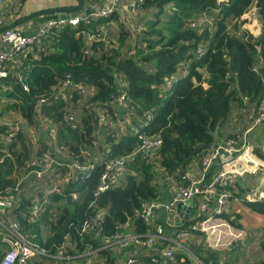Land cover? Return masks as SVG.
Returning a JSON list of instances; mask_svg holds the SVG:
<instances>
[{"label":"trees","instance_id":"obj_1","mask_svg":"<svg viewBox=\"0 0 264 264\" xmlns=\"http://www.w3.org/2000/svg\"><path fill=\"white\" fill-rule=\"evenodd\" d=\"M254 3L262 22V34L257 37L242 29L245 20H241ZM148 11L152 18L145 23L144 36L135 39L134 46L127 44L129 30L119 24L120 46L107 48V34L100 27L118 21L116 11L102 18L91 15L78 25L66 23L51 28L42 42L17 55L18 63L2 79L0 85L11 86L6 96L17 99L13 107L21 110L32 127L39 116L53 122L67 160L85 164L87 151H100L95 168L87 171L84 179H73L61 194L44 198V209L34 219L33 205L49 183L48 177L35 176L20 182L34 146L24 131L18 134V144L10 146L14 157L0 162V191L9 189L20 195L19 204L8 210V215L20 224L29 241L45 250L36 254L31 263L45 264L57 259L62 264H72L92 250L98 253L96 259H91L97 264H116L117 258L111 254L114 244L110 243L125 236L126 229L144 241L159 226L165 232L170 230L167 223L148 224L139 215L142 204L158 198L163 178L189 184L180 172L200 156L203 175L202 159L223 137V128L233 110L238 107L239 113L253 118L255 104L264 97V0H143L138 18ZM202 12H211L213 30L205 25L200 32L201 28L190 26ZM199 47L205 48L203 52H198ZM185 69L186 75L182 73ZM19 75L24 76L29 91L19 84ZM67 75L75 83L92 87L87 93H76L73 103L78 110L60 100L40 104V99ZM174 77L178 80L168 90L166 85ZM122 91L130 102V133L114 124L121 117L116 101ZM166 94L169 95L165 97ZM244 109L246 113L242 112ZM70 115L77 118V127L68 120ZM102 116L107 122L104 133L98 136L97 124ZM135 129L150 137L160 136L163 143L151 152L140 150ZM212 132H217V136ZM39 138L37 146L41 152L47 143L44 136ZM200 144L211 147L199 148ZM255 152L264 161V152L259 148ZM117 157H126L120 181L96 195L106 163ZM156 165L162 172L154 168ZM56 168L54 176L64 173L65 167ZM257 183L258 176L246 173L239 177L233 199L264 219V200L246 198ZM99 212H103L101 219L87 233L82 232V227L95 220ZM229 215L226 212L224 218L241 228V223ZM195 221L189 215L180 228L189 229ZM262 228L259 245L264 254V225ZM192 234L187 247L173 251L171 256H162L155 250L172 248L166 239H157L148 247L129 244L134 245L135 252L127 256L126 264L129 258H135V264H195V259L201 264H235L228 260L232 247L215 249L204 232L195 230ZM116 245V249H123ZM8 251L9 246L0 242V260ZM99 258L104 261L100 263ZM252 264H264V255Z\"/></svg>","mask_w":264,"mask_h":264},{"label":"built area","instance_id":"obj_2","mask_svg":"<svg viewBox=\"0 0 264 264\" xmlns=\"http://www.w3.org/2000/svg\"><path fill=\"white\" fill-rule=\"evenodd\" d=\"M5 0H0V29L6 26L4 21L3 5ZM128 10L132 14H137L140 4L143 0H128ZM123 0H106L105 4L101 8H97L93 16L96 18L108 17L113 14ZM89 17V16H88ZM87 16L76 15L66 20L53 19L43 23L40 29L34 35H27L17 27L8 29L0 34L1 42L8 45L7 51H0V79L7 78L9 72L14 69L18 63L17 55L23 52L28 46L40 43L43 41L47 33L51 28L61 27L66 23L71 25H78L81 20H88ZM255 19L257 22V33L260 36L262 34V22L259 19L258 7L251 5V7L241 16V20ZM209 26L211 28V19L203 16L198 20H193L190 23L191 27H199L200 32L203 31L202 26ZM247 23L242 25V29H246ZM259 30V31H258ZM251 34L256 36L253 32L248 30ZM257 37V36H256ZM205 48L199 47L198 52H203ZM255 70H259L258 67ZM185 74L188 73L185 69ZM19 83L22 85L25 91H29L30 87L27 84L24 76L19 75ZM171 87V86H170ZM92 87L84 83H75L70 75H67L64 79L60 80L54 85L49 94L40 99V104L46 103L48 100H60L66 102L70 107L74 106V97L76 93H87ZM9 90V87L6 88ZM127 107L130 106V102L125 91H122L118 98ZM245 100H248L245 97ZM17 101V100H16ZM14 101V103H16ZM256 115L255 123H264V97L255 104ZM254 106V107H255ZM254 111V110H253ZM246 113V109L242 110ZM0 111V162H3L5 158H13V153L10 148L12 144L15 146L18 144V134L24 131L20 128V124L26 122L23 118L21 110H15L12 112V118L1 115ZM151 116L148 115V119ZM75 115L68 116V120L72 123L73 127L76 125ZM35 127H32L29 123L30 132L27 135L28 142L34 144L30 158L26 161L25 166L22 169L24 175L20 182L24 178L35 176L37 179L47 178L49 183L44 190L41 197H37V202L33 205L31 211L32 218H36L39 212L44 209V204L50 195L61 194L69 183L73 179H84L87 171L95 168L96 160L99 158L96 153L98 151H87L85 153L86 163H81L76 160H67L64 156V147L58 143V130L53 122L46 116H39ZM106 118L102 116L97 124V129L104 128L106 126ZM25 132V131H24ZM138 134L140 140V150L151 152L158 148L163 140L160 136H147L137 129L134 130ZM44 136L47 148L43 151H39L37 145L39 137ZM246 140V134L236 132L233 136L226 138L221 143H218L208 151L202 159V169L204 174L212 170L214 161L219 157L222 151L231 157V162H236V153H243L245 157L247 149H245L244 141ZM126 157H117L108 161L105 165V171L101 177V184L98 187L96 195L100 192L107 190L111 185L117 184L120 181V175L125 169ZM65 167L64 173L59 175H53L56 167ZM77 170V174H75ZM249 173L251 176H258V183L246 196L248 200L263 201L264 200V168H261L260 164H254L250 159L243 158V166L239 168H221L215 174H213L210 183L205 184L203 177L197 178L191 182L189 186L180 185L173 190L172 199L169 204L163 205L156 200L145 202L142 204V209L139 215L149 224L153 222L156 211L162 207H165L167 211V219L165 224L171 230V235L166 234L165 229L159 226L151 237L144 241L139 235H125L120 238H116L111 245L121 248L127 247L129 244H136L138 246H152L157 239H166L172 243V248L155 249L160 251L162 256H171L175 250L187 247V242L193 239L192 231L199 230L204 232L207 236V241L211 247L215 249H230L234 243L239 242L245 237V233L242 228L233 226V224L224 218V214L229 212L230 202L233 199V188L236 187L239 177ZM203 174V175H204ZM238 190V189H237ZM236 191V189H235ZM195 198L194 209L190 214L195 218V223L189 229H182L183 225H179L181 216L177 209V204L180 202H187L191 198ZM19 193H12L9 189L0 191V242H4L9 246V251L0 260V264H34L31 263L32 258L36 254H43L45 250L40 248L37 244L32 243L21 232L20 224L14 222L8 215V210L12 209L19 204ZM214 199V201H213ZM102 213H98L95 220L87 222L82 227V232H88L94 226L98 219H101ZM173 234V236H172ZM264 239V237H263ZM109 242V240H108ZM111 242V241H110ZM64 258V256H61ZM128 264H135V258H129ZM72 264H79L78 261ZM84 264H97L91 259L86 260Z\"/></svg>","mask_w":264,"mask_h":264},{"label":"crops","instance_id":"obj_3","mask_svg":"<svg viewBox=\"0 0 264 264\" xmlns=\"http://www.w3.org/2000/svg\"><path fill=\"white\" fill-rule=\"evenodd\" d=\"M105 2H106V0H86V5H85L84 11L81 13H78V14H74V15L69 14V18L76 16V15L87 16V17L89 16L90 17L91 15H93V13H95L96 9L101 8V6L105 4ZM77 5H78V0H26L25 2H22L21 0H5L2 9L4 11V21H5V24L7 26V25H11V24H14V23L22 20L24 17H27L30 14H33V13H36V12H39L42 10L57 9V8H61V7H72V6H77ZM128 5H129V1L123 0L122 4L116 10V12L118 13L117 14L118 21H113L111 23H107V24L102 25L100 27L101 32H106L107 36H109L108 32L110 30L114 31V29H117V27L118 28L120 27L119 24H122L130 32V36L127 39V42H129V38L131 37L132 29L134 30L135 27H140V24H142L141 22H143V20H142L143 15L140 13V16L137 19L136 23L133 22V23H131L132 25H130V22H131L130 19L133 16H131L132 12H130V10H128ZM213 11H215V10H213ZM210 13L211 12H208V13L202 12V13L198 14V16H196L194 18V20H198L203 16L208 18V15L210 16ZM53 19H56V20L59 19L57 13H47V14L40 15L36 18L30 19L27 21L24 20L19 25H17V28L20 29L21 31H23L27 35H34L40 29V27L43 23H45L49 20H53ZM125 23L126 24L129 23L130 26L126 25ZM245 23H247L246 28H248V30H250L254 34L257 33V22L255 21V19H251L248 21L245 20ZM117 37L118 38L116 40H119V33H117ZM105 39H107V37ZM116 40H113V41H116ZM119 44H120V40H119ZM8 48H9L8 45L1 42V40H0V51H7ZM184 72H185V70H182V73L184 75H186ZM205 76H206V74H205ZM176 80H178V79L176 77H174L173 82L168 81V86L166 85L168 90L170 89V86H172V88L175 86ZM0 84H2V79H0ZM2 85H0V111H5L7 114V118H12V112L16 110L13 107L14 106L13 103L17 99H15L14 96L13 97L6 96L7 92H9V90H11V86H2ZM7 87H9V90H6ZM205 87H207L206 84H205ZM168 95L169 94H166L165 97H167ZM9 101H12V102H9ZM116 107H117L121 117H120V120L118 119V121H116L114 124L119 125V127H121V130L125 131L126 133L133 132L131 129L130 123L127 122V121H129V116L127 114V110L129 109V107H127L120 100L116 101ZM73 110H78V107H74ZM239 111L240 110L237 107L231 113L229 121L226 123V125L223 128L224 129L223 130L224 135L221 138V140L219 141V143H221L223 140H225L229 134H233V133L237 132L240 125L244 126V130L242 132L246 134V140L243 143L245 145V149H247V151H246L247 154H245V157L242 156L243 153L237 152L236 153L237 154L236 155V158H237L236 162L233 163V162H231V157H229L226 154V152L222 151L220 153L219 157L214 161V164H213V167H212L210 174L205 173L204 175H202V173L200 172V169H199V168H201V156L198 158H194L192 163H190L188 166L185 167V168H187V170L186 171L182 170L180 172V174L183 177H185L187 179V181L189 182V184H187L186 186H189L191 184V182L197 178H200V180H201L202 179L201 177H203L204 183L208 184V183H210L213 174H215L221 168H232V166H235V168H239V166H243V158L244 159L248 158L254 164H256V165L260 164L261 168H264V161L255 152V148H259L261 152H264V124H256L255 123V115H256V109L255 108L253 111V118H251V116L248 114H241V112L239 113ZM25 123L28 124L27 121ZM105 127L102 129L100 128V130L99 129L97 130L98 136L101 135L100 133H102L104 131ZM95 150L100 152L98 148H95ZM96 154H97V156L100 155V153H96ZM154 168L159 169L160 167L158 165H156ZM157 171L162 172L161 169H159ZM158 174H160V173H158ZM258 181H259V179H258ZM173 182L176 183V186H173ZM183 184L184 183L182 181H178L177 179H173V178L164 179L163 178V180H160V187H159L160 193H159L156 201L160 202L163 205L169 204L171 199H172L173 190L176 187L183 185ZM213 201H214V199H213ZM244 209H250V208L247 207L246 205L242 204V202H239L238 199L232 200L230 202L229 213L232 211V212H236V213L240 214V222L241 223H247L248 220H252V221H250L248 226L247 225L243 226L241 224L242 225L241 228L245 233V237L243 239L246 240V242L241 243V245H245L246 249L249 250L251 248V246L253 245V243L255 242L253 238L257 237L256 241L260 242V239L263 236V234H261V236H259V237L257 236L256 229H254V225H253L255 220L260 221V220H263V218L258 213H257V215H259V216H257V217L254 216V215H256L255 214L256 212L255 213L252 212L253 214L247 212L245 215H243L242 211H244ZM164 210L165 209H163V207H162L156 211L154 218H153V221L155 223H159L161 225L165 224V221L167 219V211L166 210L164 211ZM262 227H263V224H262ZM166 234H168L170 236L171 230H167ZM172 236H173V234H172ZM236 243H238V242H236ZM116 248L117 247H114V246L111 247V254L113 255V257L117 258L116 264H126L125 259H127V256L131 255L135 252L134 245H129L123 249H116ZM259 250H260V248H259ZM97 254H98L97 251H92V250L87 251L85 254H83L81 257L78 258L79 259L78 262H79V264H84L86 262V260H88V259H93V258L96 259ZM260 255H261V253L259 252L258 258L256 260L251 259V261H249L248 263L252 264L257 260H260L261 259ZM97 261H99L101 263L104 261V259L99 258V260H97ZM45 264H62V262L57 260V259H53L51 261L46 262Z\"/></svg>","mask_w":264,"mask_h":264},{"label":"rangeland","instance_id":"obj_4","mask_svg":"<svg viewBox=\"0 0 264 264\" xmlns=\"http://www.w3.org/2000/svg\"><path fill=\"white\" fill-rule=\"evenodd\" d=\"M214 13H217V11L215 10V11H213ZM138 13L137 14H131V16H133V17H131V22H130V25H132L131 23H133V22H135L136 23V21H137V18H138ZM142 15H143V22H141L142 24H140V27H135V29L133 30L132 29V31H131V37L129 38V42L127 43V44H131V45H133L134 46V41H135V39L137 40V38L138 37H140V36H144V30L146 29L145 28V23L148 21V20H151V18H152V12L151 11H148V12H146V13H142ZM211 16V17H210ZM208 15V19L210 18V19H214V17L212 16V15ZM126 24V23H125ZM126 25H129V23H127ZM129 25V26H130ZM212 27V26H211ZM119 28L117 27V29H114V31L113 30H110L108 33H109V36H106L107 37V39H105L106 40V46H107V48H115V47H119L120 46V44H119V40H116L118 37H117V33L119 32ZM212 30H213V27H212ZM246 30H248V28H246ZM259 34L258 33H256V36H258ZM113 40H116V41H113ZM125 48V47H124ZM134 51V50H133ZM9 102H12V101H9ZM1 115H4V116H7V114H6V112L5 111H2V113H1ZM126 121V120H125ZM127 122H129L130 123V121H127ZM244 130V126H239V129L237 130V132L238 131H240V132H242ZM236 133V132H235ZM254 136V135H253ZM252 136V137H253ZM173 186H176V183L175 182H173ZM242 204H244V203H242ZM163 209H165V207H163ZM166 210V209H165ZM248 210V211H247ZM247 212H249V213H251V214H253V213H255L254 211H252V210H250V209H244V211H242V214L243 215H245ZM253 212V213H252ZM230 215L229 216H231V218L232 219H234V220H236L237 222H239V223H241L240 222V218L238 219L237 218V214L238 213H236V212H230L229 213ZM256 215H254V216H259V215H257V213H255ZM250 221H252V220H248V222L247 223H241L243 226L244 225H247L248 226V224L250 223ZM252 223V222H251ZM253 224V223H252ZM262 224L264 225V219L263 220H255L254 221V229H256V232H257V236L259 237V236H261V234H263V232H262V229L263 228H261L262 227ZM261 225V226H260ZM233 226H235V225H233ZM256 226V227H255ZM236 227V226H235ZM261 228V229H260ZM255 232V231H254ZM256 238L257 237H254L253 239H254V243H253V245L251 246V248L248 250V249H246V246L245 245H241V243H244V242H246V240H244V239H241L239 242H238V244H240V245H238V246H232V251H229V255H228V260H230V261H232V262H234L235 264H249L248 262L249 261H251V259H253V260H256L257 258H258V254H259V252L261 253V255H260V257L262 258L263 257V253H262V250H261V248H260V245H259V242L258 241H256ZM235 244H237V243H234L233 245H235ZM259 248H260V250H259ZM236 250H238L239 252H237ZM201 264L199 261H197L196 259H195V264Z\"/></svg>","mask_w":264,"mask_h":264},{"label":"water","instance_id":"obj_5","mask_svg":"<svg viewBox=\"0 0 264 264\" xmlns=\"http://www.w3.org/2000/svg\"><path fill=\"white\" fill-rule=\"evenodd\" d=\"M85 5H86V0H78L77 6L42 10V11L30 14L29 16L24 17L22 20L14 23V24L4 26L3 28L0 29V34L5 32L8 29H12V28L17 27V25H19L24 20L27 21V20L36 18L40 15H44L47 13H57L59 19L66 20L69 18V14L74 15V14H78V13L83 12L85 9ZM255 108H256V106H255ZM20 128L23 129L27 135L29 134L30 128H29V125L27 123L24 122V123L20 124ZM212 134L214 136H217V132H212ZM217 145L218 144H216L215 147H217ZM198 147L199 148H206V147H211V145L210 144H200ZM77 172L78 171L75 170V174H77ZM210 172H211V170L207 174H210ZM194 203H195V198L193 197V198L189 199L187 202H180L177 204V209H178V212L181 216V221H180L179 225H183L185 223V221L187 220L188 216L192 213V211L194 209ZM124 234L125 235L130 234V229L125 230Z\"/></svg>","mask_w":264,"mask_h":264}]
</instances>
